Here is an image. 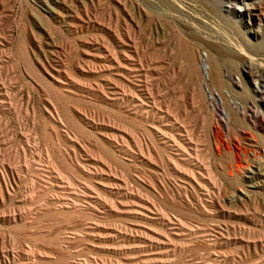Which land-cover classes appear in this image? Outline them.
I'll return each mask as SVG.
<instances>
[{
	"label": "rangeland",
	"instance_id": "374dc122",
	"mask_svg": "<svg viewBox=\"0 0 264 264\" xmlns=\"http://www.w3.org/2000/svg\"><path fill=\"white\" fill-rule=\"evenodd\" d=\"M0 264H264V0H0Z\"/></svg>",
	"mask_w": 264,
	"mask_h": 264
},
{
	"label": "bare ground",
	"instance_id": "6f19581e",
	"mask_svg": "<svg viewBox=\"0 0 264 264\" xmlns=\"http://www.w3.org/2000/svg\"><path fill=\"white\" fill-rule=\"evenodd\" d=\"M206 71H207V69H206ZM211 92H212V91H211ZM211 92L208 90L209 95H211ZM212 96H213V94H212Z\"/></svg>",
	"mask_w": 264,
	"mask_h": 264
}]
</instances>
